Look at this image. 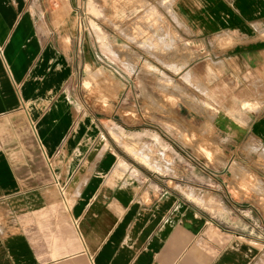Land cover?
<instances>
[{"label":"crops","instance_id":"1","mask_svg":"<svg viewBox=\"0 0 264 264\" xmlns=\"http://www.w3.org/2000/svg\"><path fill=\"white\" fill-rule=\"evenodd\" d=\"M175 1L200 82L170 109L135 57L134 73L110 62L82 0H0V264H264V0ZM222 80L231 101L217 105L206 96ZM119 143L172 156L175 187L145 186L138 160L153 165ZM184 183L222 193L237 226L182 196Z\"/></svg>","mask_w":264,"mask_h":264},{"label":"rangeland","instance_id":"2","mask_svg":"<svg viewBox=\"0 0 264 264\" xmlns=\"http://www.w3.org/2000/svg\"><path fill=\"white\" fill-rule=\"evenodd\" d=\"M80 7L84 11L82 19L89 25L92 38L96 40L97 32L104 37L105 53L110 58V62L112 58H115V60L121 62L123 71H127L125 68H131L130 71L134 73L136 72L135 66L133 64V66L129 65V62L131 58L135 57L138 64L136 66L137 72H151L153 77L158 79V88L162 87L168 90V107L170 109L175 108L184 98L193 95V88H198L200 81L194 79L193 66L187 63L189 59L193 60V50L187 48L186 44L177 38L175 28H183V26L176 15L175 0H82L79 3ZM79 20L81 21V18ZM165 30L169 32L164 33ZM135 33L138 37L146 36L148 41L141 43L135 40ZM130 34L133 35V38H130ZM200 72L205 76H208L211 72L217 74V76H223L225 70L222 67V69L210 71L208 67L202 66ZM101 74L106 76L109 72L102 69L99 73L93 72L92 76L98 79ZM96 83L90 85V94L96 104L100 102L104 105L107 100L102 97L98 98ZM204 83L208 84L209 82ZM214 83L221 87L217 91V99L206 97L217 105L231 101V94L226 95V90L223 89L224 81ZM169 113L171 114L173 111ZM228 115L241 116L240 113H228ZM112 136L119 142V138L115 133H112ZM169 136L170 138L175 137L174 134ZM120 137L122 139V136ZM122 142L125 141L122 139ZM209 143L214 148L213 150L220 151L222 149L223 142L221 140L212 139ZM119 144L135 156L142 153L153 165L152 167L145 166L137 158L140 168H142L145 175L149 176V181L145 182V186L156 185V183L161 184L162 181L171 180L172 174L178 173V168L172 162V156L165 153L161 155L155 146L147 147L143 144L135 146V149L145 151L146 155L144 152L133 153L131 149L122 143ZM171 147L176 151V146ZM186 150L188 155L194 153L197 156H209L197 147ZM169 184L175 187L177 182L171 180ZM176 189L182 196L201 207L214 219L230 226H237L241 217L240 210L226 206L222 201V193L201 191L188 186L187 183L176 186ZM185 193H189L191 197H187ZM195 200H201V203Z\"/></svg>","mask_w":264,"mask_h":264},{"label":"bare ground","instance_id":"3","mask_svg":"<svg viewBox=\"0 0 264 264\" xmlns=\"http://www.w3.org/2000/svg\"><path fill=\"white\" fill-rule=\"evenodd\" d=\"M148 165V164H147Z\"/></svg>","mask_w":264,"mask_h":264}]
</instances>
